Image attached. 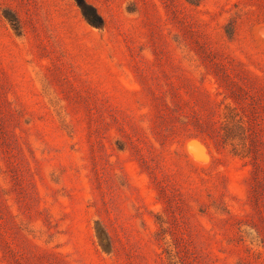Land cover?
Wrapping results in <instances>:
<instances>
[{
    "label": "rangeland",
    "instance_id": "obj_1",
    "mask_svg": "<svg viewBox=\"0 0 264 264\" xmlns=\"http://www.w3.org/2000/svg\"><path fill=\"white\" fill-rule=\"evenodd\" d=\"M0 264H264V0H0Z\"/></svg>",
    "mask_w": 264,
    "mask_h": 264
}]
</instances>
